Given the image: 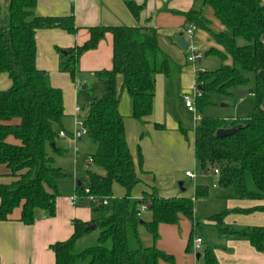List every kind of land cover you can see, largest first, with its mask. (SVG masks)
Instances as JSON below:
<instances>
[{"label": "trees", "instance_id": "obj_1", "mask_svg": "<svg viewBox=\"0 0 264 264\" xmlns=\"http://www.w3.org/2000/svg\"><path fill=\"white\" fill-rule=\"evenodd\" d=\"M36 1L0 0V74L6 73L11 80L10 87L0 90V163L6 165L7 175L12 177L10 183L0 182V220H7L14 208L21 207L20 221L28 225L34 222L36 209L54 213L58 182L66 176L61 167L54 165L53 158L54 153L63 152L56 142L64 117L63 94L50 84L48 73L36 66L35 33L51 27L76 32L72 15H36ZM125 2L138 17L140 7L131 0ZM205 5L212 8L228 32H216L210 27V20L202 13ZM184 15L188 25L206 31L222 48L211 47L206 56H217L223 62L228 57L232 59L231 64L197 72V109L210 103V94L233 96L236 90H243L255 99L246 117H200L193 131L197 165L201 171L217 168V185L233 188L241 198H264V77L259 75L264 73V0H201ZM106 32L113 36L112 68L94 72L104 91L83 107L84 114L79 117L81 130L95 143V151L89 156L99 171L86 169L85 178L78 180L75 187L80 200L100 218L75 221L72 235L50 247L55 264H174V257L155 244L143 246L138 227L143 225L155 242L160 224H174L184 216L192 224L186 248L190 251L202 223L194 215L191 198L160 197L154 187L143 191L139 200L132 198V190L141 179L129 151L124 118L118 110L116 78L122 76V88L132 99L133 118L144 122L152 114L155 75H169L179 71L180 66L161 49L153 27L95 26L89 28V39L82 45L58 48L60 71L68 72L75 81L80 55L96 47ZM238 38L244 43L238 44ZM252 79L253 85L249 86ZM154 126L164 128L162 124ZM233 126H238L234 134L216 136L217 129ZM180 131L186 134L183 128ZM8 136L17 143H9ZM248 173L254 191L247 187ZM113 183L124 188L123 196H113ZM207 191L206 186L198 185L194 197H202ZM142 204L151 212L148 221L141 217ZM254 209L264 210V206ZM252 210L222 209L208 220L220 237L247 240L264 254V226H238L224 221L231 213ZM92 224L94 229L89 228ZM94 233L92 242L79 244ZM202 254L204 264H219L209 243L204 242Z\"/></svg>", "mask_w": 264, "mask_h": 264}, {"label": "crops", "instance_id": "obj_2", "mask_svg": "<svg viewBox=\"0 0 264 264\" xmlns=\"http://www.w3.org/2000/svg\"><path fill=\"white\" fill-rule=\"evenodd\" d=\"M125 1H36L34 8L36 15L42 17L72 15L76 26L75 33H69L59 27L37 29L35 33L36 66L48 73L50 84L53 87L61 89L64 117L77 116L81 112L80 102H83L84 107L93 98L91 93L86 95L79 92L78 86L85 82V79L82 80L81 78H89L90 80L94 78L101 83L95 77L94 72L112 68L113 36L110 32H106L96 47L80 55L76 65L75 81L68 72H62L59 69L58 48L65 49L82 45L89 39V28L95 26L125 25L155 28L161 49L180 66L179 71L172 72L179 76L177 95L183 98V94L186 93L185 90L196 84V72L191 75L190 80L184 72L187 68L181 65V60H184L187 65L190 63L186 59L188 51L181 48L176 43V39L182 33L188 42V38L183 33L188 25L184 12L201 3V0H131L140 7L138 17L133 15ZM202 13L204 17L210 20V26L213 20L217 19L212 8L208 5L202 6ZM198 30L203 33L202 36L197 34ZM211 40L214 41L206 31L195 29L191 42L197 49L203 47L202 57L198 60L199 63L202 62L206 56L204 52L209 48H221L215 41L216 46L209 45ZM172 73L169 75L157 73L155 75L152 114L145 118L144 122L133 118L132 99L128 91L122 88V76L118 75L116 78L117 90L120 94L118 110L124 118L129 151L136 166V173L141 179L132 190V198L139 200L143 191L149 192L150 188L154 187L160 197L191 198L194 202V215L202 222H207L210 215L222 209L253 208L248 213H231L225 217L224 221L227 224L238 226H264V210L254 209L264 206V198H241L233 188L219 187L211 169L207 172L200 170L199 176L195 173L198 165L194 157V136L192 143L189 144L186 134L184 135L180 131L182 127L176 121L170 106L171 96L173 97V87L170 81ZM10 85L11 80L8 75L1 73L0 90H5ZM100 85L99 95L95 94L94 96H100L103 93L104 86L102 83ZM83 86L82 89H85L86 86ZM76 107L80 108L79 113H76ZM83 107L82 114H84ZM154 124H162L164 128H155ZM80 131V140H82L86 134L82 130ZM6 140L9 143H17L13 136H8ZM94 151L87 154V158ZM65 152L67 151L63 149L61 155ZM140 158L141 161H139ZM86 163L89 164L86 169L99 171L93 162L87 161ZM186 171L193 172L195 177L186 176ZM7 173L6 165L0 163L1 183L12 181V177L8 176ZM65 178L66 176L58 182V195L54 201V213L52 215L45 209H36L35 220L28 225L20 221L21 207H16L9 214L7 220H0V264H55V255L50 247L51 244L68 239L73 233L75 221L93 220L91 208L76 206L75 202L72 201V196L76 194L75 187L78 180L70 190H65L60 187V182ZM186 180L192 182V185L187 183V186ZM180 183L181 185H179ZM246 183L248 189L255 190L252 178L251 185ZM198 185L207 187L206 195L194 197L195 188ZM112 193L115 197H121L125 190L118 183H113ZM144 213L146 214L143 217ZM141 217L148 221L151 219V212L146 209L141 212ZM191 229L190 220L184 216H180L174 224L162 223L158 226L157 240L155 242L153 238L151 240L152 245L155 244L159 250L172 255L174 264H194V256L186 249ZM204 231V242L212 246L219 264H264V254L257 251L247 240L220 237L214 230L212 223L206 225ZM208 234L210 235V242ZM200 256L201 253L196 258L199 259Z\"/></svg>", "mask_w": 264, "mask_h": 264}, {"label": "rangeland", "instance_id": "obj_3", "mask_svg": "<svg viewBox=\"0 0 264 264\" xmlns=\"http://www.w3.org/2000/svg\"><path fill=\"white\" fill-rule=\"evenodd\" d=\"M214 31L219 32V31H226L228 32V29L222 25L217 19H214L211 26H210ZM197 34L202 36V32L200 30L197 31ZM211 44L209 45H215V42L213 40L210 41ZM238 44H243L244 40L238 38L237 39ZM204 45L205 42H204ZM202 46L200 49L197 51L203 53ZM219 50H222V48L219 47H214ZM206 55V52H204ZM182 64L185 68H187L184 72L185 74L188 75L189 80L191 79V75H193L195 72L197 74L198 71L200 70H205V69H216L219 67L222 63L224 64H231L232 59L230 57L227 58L225 62H223L219 57L214 56V55H208L204 56L203 60L201 63L196 60L195 62H190L188 65L184 60H181ZM170 81L172 82V94L173 97L171 96L170 100V106L173 109L175 119L179 123V125L186 130V137H187V142L189 144L192 143L193 140V130L195 126V121H194V115L193 113L189 112L188 109L184 106V101L183 98H181L180 95H177L178 93V81H179V76L176 73H172L170 75ZM82 80L85 79V82H83L81 85H79V92L81 94H90L91 97H95L94 95H99L98 91L101 88L99 82L96 81V79L90 80L89 78H81ZM85 85L86 88L82 89V86ZM253 85V79L250 81L249 86ZM197 87V84L194 86H191V88L186 89V93H191L193 89ZM243 91V90H242ZM209 104H206L203 106L202 109H197V115L199 117L206 115V116H212V117H232V116H237V117H246L249 112L252 110V108L255 105V99L250 93H246L242 97H238L235 95L233 96H224V95H219V94H210L209 96ZM82 107H83V102H80V108L81 112L77 116H65L62 119V130L66 133L65 137H58L57 139V145L65 149L67 152L65 154H53L51 153L50 149L48 148V152L53 154L54 158V165L55 166H61L62 170L66 173V178L63 179L60 182V187L61 189H67L70 190L76 183L77 180H80L86 175V168L89 166L87 164V154H89L91 151L95 150V143L89 139L87 136H84L82 140H78L77 135L81 132V126L78 123V117H81L82 114ZM80 115V116H79ZM164 123V122H163ZM166 124V123H164ZM88 165V166H87ZM91 166V165H90ZM92 170V169H90ZM210 170V169H209ZM206 170L205 172L209 171ZM211 172L213 173V169H211ZM197 176L201 174V171L198 167V169L195 172ZM214 175V174H213ZM215 176V175H214ZM216 177V176H215ZM199 180V179H198ZM197 181V180H196ZM186 180V185H192V182ZM247 182L249 185H251V177L250 174H247ZM187 185V186H188ZM186 186V187H187ZM76 206L84 207V208H91L90 205H82V201L77 198L74 200ZM224 205V204H222ZM223 207V206H222ZM146 213L143 214V217L145 216ZM91 215L93 219H98L100 218V214L94 211H91ZM202 227L200 228L199 231V237L202 238V242L205 241L204 237V227L208 225L210 222L209 220L207 222H202ZM213 225V223H212ZM139 236L141 239V242L144 246H150L152 245V237L150 233L146 230V228L141 225L139 226ZM95 233L92 234L90 237L83 239L80 241V245H83L85 243H90L95 239ZM208 240L210 242V235L208 234ZM193 256H194V264H204V257L202 254V251H194L191 249L189 251ZM201 253V256L199 259L196 258V254Z\"/></svg>", "mask_w": 264, "mask_h": 264}, {"label": "built area", "instance_id": "obj_4", "mask_svg": "<svg viewBox=\"0 0 264 264\" xmlns=\"http://www.w3.org/2000/svg\"><path fill=\"white\" fill-rule=\"evenodd\" d=\"M196 27L192 24L187 25V27L183 30V33L185 34V36L188 38V46H187V51H188V55L186 57L188 62H195L196 60H200L202 57V53L197 51V48L193 45L192 41V37L194 34ZM200 96V92L198 87L195 86V88L193 89V91L190 93H184L183 94V101H184V105L185 107L188 109V111H190L191 113H193L194 115V121L195 124H197L200 120L199 115H197V107H196V99ZM80 108L76 107V113H79ZM78 123L80 124V118L78 117ZM83 131V130H82ZM84 132V131H83ZM66 133L63 130L59 131V137H65ZM87 161L89 163H92V158L88 157ZM213 174L216 176V180L218 179L219 176V171L217 168L213 169ZM186 176H189L191 178L195 177V174L191 171H186L185 172ZM85 192H88V189L85 188ZM79 198V196L77 194H74L72 196V201H74L75 199ZM80 199V198H79ZM89 199L94 201L92 196H89ZM146 210V206L144 204L141 205L140 207V213L142 211ZM192 248L194 251H201L203 249V242H202V238L199 236L194 237L193 242H192Z\"/></svg>", "mask_w": 264, "mask_h": 264}, {"label": "water", "instance_id": "obj_5", "mask_svg": "<svg viewBox=\"0 0 264 264\" xmlns=\"http://www.w3.org/2000/svg\"><path fill=\"white\" fill-rule=\"evenodd\" d=\"M176 43L181 47L183 48L184 50L187 49V46H188V42L185 40V38L183 37V34L181 33L179 35V37L176 39ZM260 76L264 77V73L261 71L259 73ZM84 87V86H83ZM198 89L200 90V86H198ZM236 96L238 97H242L245 95V91H242V90H236L235 92ZM263 108H264V102L262 104ZM238 126H233V127H230V128H219L217 129L216 131V136L217 137H226V136H229V135H232L235 133V131L237 130ZM77 138L80 140L81 139V134L79 133L77 135ZM181 185V183L179 184ZM82 204H86V202H82ZM96 226L95 224H92L89 226L90 229H94ZM197 257H199V253L196 254Z\"/></svg>", "mask_w": 264, "mask_h": 264}]
</instances>
